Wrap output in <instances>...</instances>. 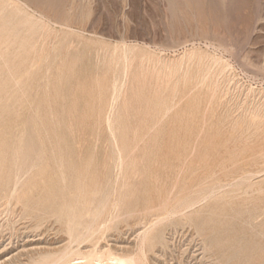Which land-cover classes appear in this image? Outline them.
Segmentation results:
<instances>
[{"label":"rangeland","instance_id":"obj_1","mask_svg":"<svg viewBox=\"0 0 264 264\" xmlns=\"http://www.w3.org/2000/svg\"><path fill=\"white\" fill-rule=\"evenodd\" d=\"M261 169L264 0H0V264L64 248L76 212ZM253 184L166 225L151 263L264 264V171ZM137 221L98 238L133 249Z\"/></svg>","mask_w":264,"mask_h":264},{"label":"bare ground","instance_id":"obj_2","mask_svg":"<svg viewBox=\"0 0 264 264\" xmlns=\"http://www.w3.org/2000/svg\"><path fill=\"white\" fill-rule=\"evenodd\" d=\"M231 43L232 42L228 44L231 45ZM196 44L194 41L192 42L193 46ZM123 51L124 58L126 61H128L130 58V51H128V47L125 46ZM191 55L192 51L190 53L181 55L179 58L173 61V65L169 66V68L175 71V65L177 64L178 60L184 61L190 59ZM128 72L129 69L126 68L124 70L123 85L126 83ZM118 96L120 97V95H115L111 112L114 111V105L119 98ZM108 123L117 143V182H119L125 166L123 151L118 145L117 136L113 131L111 115L109 116ZM262 171H264V169L257 171H247L236 176L230 181L209 185L200 193L177 204H174L172 197L168 196L158 206H152L150 208L148 207L146 210H138L125 214H119L118 210L108 211L106 209H87L76 212L66 220V233L68 235V242L65 247L60 250L48 251L39 255L38 257H33L32 262L29 264H152L150 261L149 252L151 251L155 240L164 233L163 229L166 225L174 224V222L179 218L189 219V216L192 213L199 212V209L202 206L210 203V201L222 193L225 194L228 190L248 194L254 185V177L259 175ZM108 197L110 198L113 196L111 195ZM105 203H108V199ZM115 204H119L118 200L116 199ZM128 217L138 218L137 225L139 227L136 230V235L132 244L133 249H127L123 246H113L109 243V241H107L106 244H102L98 237L101 236V234L108 232L115 225L126 220Z\"/></svg>","mask_w":264,"mask_h":264}]
</instances>
